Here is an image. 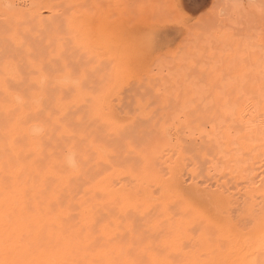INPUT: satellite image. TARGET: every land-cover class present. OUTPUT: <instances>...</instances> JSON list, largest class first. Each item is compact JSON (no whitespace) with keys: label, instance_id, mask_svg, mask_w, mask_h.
<instances>
[{"label":"rangeland","instance_id":"374dc122","mask_svg":"<svg viewBox=\"0 0 264 264\" xmlns=\"http://www.w3.org/2000/svg\"><path fill=\"white\" fill-rule=\"evenodd\" d=\"M0 1H2L0 2L2 3L0 4L1 68L2 63L7 60L6 54L10 56L12 50L16 48L9 37L14 32L8 29L6 19H3L13 7L20 5L22 0ZM56 1L60 4V7H57L59 12L56 11L62 19L58 24L59 28L57 27L58 35L64 36L63 32L66 30L67 37L70 36V32L73 34L71 33L72 38H67L61 54L59 51L55 53L56 49L52 48L54 54L51 57L54 61L52 60L51 63L56 65V74L69 70L70 78L73 80L72 88L78 92L81 91L78 93L71 88L73 93L70 91V97L63 99L72 101H65V107H67L65 111L68 110L71 115L69 124L73 128L70 127V131L73 130L71 133L76 134L71 135L73 141L65 137L71 143L65 142L76 149L78 146L74 144H81L76 142V138L83 139L80 133L83 129L81 132L87 134L83 136L88 138L87 141L83 139L82 143L87 142L83 146H88V140L92 138L97 142L95 144L93 142L92 148L87 149L88 163L96 156L97 161H100V163L96 161V164H104L101 169H97L99 164L92 165L95 161L90 163L91 166H87L86 162L87 165L85 166V163L84 168H88L87 175L90 176L92 173L99 175L105 171L108 175L113 174L116 184L128 183L129 181L126 180H129V171L133 172L135 168L139 169L142 166L141 157L142 160L146 158L148 160L146 164L142 163L143 165L151 164L156 166V170L165 167L163 169L165 171L159 172L162 176L163 173L166 175L171 172L170 178L164 177L183 192L182 206L186 208L180 206L177 212L181 213L174 217L176 221L169 222L166 225L165 234L161 233L168 239L167 248L172 252H170L172 257L166 252L161 253L158 250V253L156 250L159 258H163L164 255L167 258L163 259L170 260V264L173 262L175 264L176 260L178 264L181 262L190 264L191 259L188 256L192 258L193 254L197 258L196 255L203 253L206 257L207 254L211 255L208 256L210 261L203 255H199L197 259L192 258L196 260L194 263L204 258L206 261L203 259V262L208 261L209 264L212 260L214 264H245L243 260L246 258L243 251L247 247V240L256 225L264 219V17L259 11L264 0H116L118 13L114 18L119 25L115 26L110 15L113 0H90V2L79 0V3L78 0H68L70 4L66 0ZM82 3H86L85 6ZM4 13L6 15H3ZM47 13L46 10H42L43 15ZM89 14L92 15L91 18ZM67 23L72 25V28L75 25L73 29L71 28L72 31ZM85 23H88L86 27ZM115 27L118 30L115 31ZM76 29H79L78 33ZM117 33L118 36L114 35L115 40L112 35ZM39 44L40 41L37 43L36 39L35 46L33 45L34 50L35 47L36 50L39 49ZM81 46L85 49L82 50ZM17 51L16 49L15 52ZM20 55L22 58L21 53L15 54L16 57ZM110 55L113 56L112 59ZM65 57L71 61L66 62ZM17 59L20 58L17 57ZM14 60L10 59L15 63L16 60ZM58 69L61 71L59 72ZM106 76H110L111 79ZM96 105L98 107L101 105L98 111L95 110L98 108ZM105 114L106 116H102ZM93 117L98 118L96 120L98 124ZM76 118L80 121L75 122ZM88 119L90 120L86 121ZM90 124L91 126L97 124V127L94 125L91 127ZM74 129L78 132L76 133ZM99 131L101 133L96 134ZM114 133L120 134L121 137ZM113 135L118 137L115 138L117 142ZM62 142H60L61 145L58 144L59 148L63 145L66 148V143L62 144ZM83 146L80 145L77 149ZM91 150L92 153L96 151L97 155L92 154ZM90 154L95 156L89 157ZM149 161H151L150 164ZM136 162L139 166H134ZM106 165L109 167L106 168ZM144 168L143 170L146 169ZM120 169L123 170L120 171ZM177 205H179L178 202L175 209L178 208ZM212 208L214 209L211 210ZM177 212L174 211L175 214H178ZM137 218V223L143 222L141 217ZM207 220L213 222L206 224ZM215 224L219 225V228ZM153 230L151 238L152 236L160 238L161 235L156 234L164 231ZM172 233L176 237L174 235L171 237ZM179 234H183V238ZM174 240L178 241L174 243ZM174 244H177L176 251L179 250L182 255L178 251L173 253ZM211 251L214 255L218 253L217 256L212 255ZM222 253L224 256L221 255ZM258 257L261 258L257 261ZM261 259H263L262 256L255 255L254 264H260Z\"/></svg>","mask_w":264,"mask_h":264},{"label":"bare ground","instance_id":"6f19581e","mask_svg":"<svg viewBox=\"0 0 264 264\" xmlns=\"http://www.w3.org/2000/svg\"><path fill=\"white\" fill-rule=\"evenodd\" d=\"M80 2H82V0ZM111 2L113 5V8L110 7L112 10L109 8V10H111L110 15L112 16L111 21L113 23V26L119 25L116 24L117 19L114 18V16H116L118 13L116 7L117 5L116 0H113ZM58 6L60 7V4H58L56 0H22V3L20 5H16L15 7H13L11 9V12L8 13L6 18L4 16L3 19V20L6 19V26L8 27V29L13 30L14 32V34L9 37H11L10 39L14 42L16 48L12 50L10 56L6 54L7 60L5 63L4 62L2 63L3 65L0 68L1 70L0 71L1 72L0 73V264H170L169 263L170 260L167 261L166 259H163V258H167V256L164 257L163 255V258H159V255H157L156 250L157 252L158 250L159 252L161 251V253L166 252L168 253V256L170 255L171 251H169L170 249L167 248L168 239L162 235L165 234L164 232L166 231L165 229L166 225L169 222L174 223L176 221L174 217L181 213V212L178 213L177 210L180 208V206H182L184 194L181 190L177 188V186L173 185L174 184L173 182H171L168 179L170 178L169 176L171 175V172L170 174L168 173L169 175L166 173H165L166 175H164V173L162 172L163 173L162 176L161 172L159 171L163 170L165 168L164 166H162L164 168H161L160 170H156V166L154 167L150 164L151 161L148 162L150 165L148 164H147L148 166L143 165L142 163L146 164L148 160L147 158L142 160V157L140 158L141 162L143 161L141 165L147 167L150 166V168L145 167L146 168L145 169L144 167L140 166L139 169H137L134 167L137 170L134 169L133 172L129 171L128 169L129 180L124 179L126 181H129L128 183L124 182V183L116 184L115 177H113V174L108 175L107 173H105V171H103L102 174L99 173V175L97 174L95 175L92 172H91L92 175L90 176L87 175L88 168L87 169L84 168V164L86 162L88 163L86 154L89 152L88 150L90 149V147L92 148V146L97 142L93 138H92L93 141L92 139H89L88 146L85 145L86 146L85 147L83 145L88 138L85 136L87 134L81 132V130L83 131V129L80 130V133H82L81 135L83 139H86L84 143H82L83 142L82 138L80 139L78 136H77L78 138H76L74 137L76 134L71 133V131H73V130L70 131V127L72 126H70L69 124L70 121L69 117L71 115L68 113L69 112L68 110L65 111L67 108L65 107V103H66L65 101L68 102L69 100L64 101L63 99L64 97L67 96L70 97L69 93L71 91V88L74 87L72 86L71 83V81L73 80H71L72 78H70V74L68 72L69 70L68 71L63 70L62 72H60L61 70L59 71L58 69L60 74L59 73L56 74L55 72L56 65L54 63H51L52 60L54 61V58L51 57L54 54L52 53L53 52L52 48L56 49L57 52L55 51V53H58L59 51V54H61L60 52L62 51V47L65 45L67 38L72 36L71 33L73 34V32H70L69 30L70 36L67 37L68 33H66L67 30L65 29L66 31L63 32L65 34L64 36H62V34L60 36L58 35L57 27L61 19L60 15L57 13ZM82 6H80V8ZM93 6L95 5L93 4ZM63 7L66 8L64 5ZM6 8L7 7H5V9ZM43 9L48 12L46 15L42 14ZM61 12L65 13V11L64 12L61 11ZM96 12H94L95 15ZM3 15H6V13H4ZM91 16L92 15H90V18ZM96 17L94 18L97 20ZM68 23H70V20H68ZM68 23L67 25L71 29L72 25L70 26ZM87 24L85 23V27ZM111 25L112 24H110V27H112ZM61 27L63 28V26ZM107 27H109V25H107ZM116 27H115V31L117 29ZM76 30L75 31L78 33L79 29ZM81 30L80 32H82ZM93 32L95 33L94 30ZM114 35L118 36V33L113 34L112 36ZM74 37L76 38V36ZM114 37H112V39ZM36 39H37V43H39L40 41L39 47L37 46L39 48V49L37 48L38 50H36V47L34 50V46H35L34 42L36 41ZM114 39L116 40V37ZM74 43H76V41ZM81 48H83L82 50L85 49L82 46ZM16 49L18 50L17 51L18 55L20 53L22 54V58L21 55L17 56L18 58H20L19 60L15 56V54L17 55V52H15ZM13 52H15L14 56H12ZM110 54H113V52ZM112 57L113 56H111L110 59H112ZM10 59L12 60L15 59L16 60V61L14 60L15 63L10 61ZM23 59L24 61H22ZM65 59H63V61H65ZM110 59H107L108 62L110 61ZM17 60L19 61L18 65L16 64ZM68 60L66 59V62L69 63L71 60L70 61ZM110 66L111 65H109V67ZM85 70H83V73H85ZM109 78L110 76L108 77V79ZM86 87L88 88L89 86ZM72 89H73L72 91L75 90L74 88ZM72 91L71 93H73ZM77 92L76 93L74 92V94H77ZM78 93H81V91H79ZM96 94H102V93L100 92ZM83 99L81 101H83ZM69 102L72 101L70 100ZM75 103H77V101ZM80 106L78 107L79 109ZM100 107L101 105L98 108L96 107L94 108H96L95 110L97 109L99 110ZM80 111L81 110H79V112ZM102 116H106V114ZM97 119L94 118L95 123H97L96 121ZM89 120L90 119L86 121ZM94 120L92 119V121ZM107 120L109 119L107 118ZM79 121L80 120L76 118L75 122H79ZM75 124L78 125L77 123ZM97 124H93V125L97 127L96 126ZM77 128H79V126H77ZM98 128L100 127L98 126ZM99 133L101 132L100 131L98 133L96 132V134ZM83 134H85L84 135L85 138ZM71 135H74L73 137L76 138V142H81V144L79 145L78 144H74V145H77L78 147L82 145L83 146L82 148L77 149L78 148L77 147L76 149H74L73 146L71 145L68 146L66 142L69 141H67L65 137H67L68 139H72ZM114 135H118L121 137L120 134L114 133ZM116 137L117 136H114V139ZM62 138H63V142L66 143V148L63 147L65 145L59 148V145H61L60 142H62ZM89 138H91L90 135ZM77 139H80V141H77ZM99 139L100 138H98V141H100ZM63 142L62 144H64ZM69 143H71V141ZM98 144L100 143L98 142ZM92 152L93 151L91 150V153ZM94 152L95 153L92 154L97 155V152L96 151ZM134 154L136 153L134 152ZM107 155L108 154L106 152V156ZM91 156L92 155L90 154L89 157ZM94 158L91 159L90 162L92 163V161H95V163L93 162L92 165H95L97 162L100 163V161H97L96 156ZM143 158H145V156ZM155 159L156 158H154V160ZM135 161L136 160H134V162ZM138 161L137 162L140 163V160ZM137 162L136 165L134 166H139ZM87 163L85 164V166L87 165ZM90 163H88L87 166H89ZM126 163H124L125 167L127 166ZM103 165L99 164L97 169H101ZM105 167L107 168L109 167V165H106ZM143 168L146 171L143 170ZM166 169L168 170L167 167ZM92 170L94 171L93 168ZM121 170L123 169H120V171ZM164 176L166 177L168 176V178ZM172 197L174 199H171ZM170 201H172L173 203L172 204L168 203ZM177 202L179 205H177L178 208L175 209L176 207L175 205ZM170 204L171 206L169 207ZM196 206L198 207V205ZM182 207L184 209L186 208L184 207V205ZM213 209L214 208H212L211 210ZM174 211L175 213L177 212L178 214H175ZM137 217H141L140 219H142L143 222L141 221V223H137L138 221ZM209 219L210 218L208 217V220ZM202 220L203 219H201V221ZM262 220L263 222L260 221L259 224L256 225V227L253 229V232L250 234L247 240L248 241V244L246 243L247 247L246 249L244 248L243 251V254L245 256L244 258H246V260H243L245 264H254L253 261L255 260V255L262 256L263 259H261L260 264H264V219ZM211 221L212 220L208 221L209 223L207 222L206 224H210ZM181 222L183 223V221ZM209 226L211 227V225ZM217 227L219 228V225ZM153 229L159 231L164 229L165 230L163 232L158 231L160 234L159 233L156 234L158 236L161 235L160 238L158 237L154 238V236H152L153 238H151V233L152 231H154ZM172 232L174 233V230ZM153 233L155 234V232ZM173 233L171 237L175 234ZM180 235L181 234H179V236ZM181 236L183 238V234ZM226 236L227 234L225 235V237ZM175 241L176 240H174L173 242L175 243ZM185 241L187 243L186 239ZM173 242H171V244ZM174 245H175L174 247L172 245L173 247L172 249L174 250V251L172 250L173 253L177 251L179 252V250L176 251L177 244ZM220 249L222 250L223 248ZM214 250L212 251L214 252ZM212 251L211 254L214 255ZM201 252L204 251L201 250ZM234 252H236V250ZM217 254L215 255L217 256ZM199 255L202 256L203 253L196 255L197 258H199ZM209 255L207 254V257L206 254L205 256L204 255L203 256L207 260ZM221 255H223V253ZM225 256L228 257L226 253ZM188 257L189 259H191L190 264H193L194 261H196L195 259H197L195 258V255L193 256V254H192V258H195L194 260H192L191 256ZM204 258L200 260L201 262L198 259L197 261L199 262L197 263L209 264L208 262L210 261L209 258L207 263L203 262ZM214 258L216 259L217 257ZM260 258L256 260L258 261L260 260ZM174 260H176V258ZM241 260L242 259H240V261ZM212 261L210 262V264H214L212 263ZM220 261L222 262L223 260L220 258ZM197 263L195 262L194 264ZM175 264H178L177 260Z\"/></svg>","mask_w":264,"mask_h":264},{"label":"snow or ice","instance_id":"6c2138e0","mask_svg":"<svg viewBox=\"0 0 264 264\" xmlns=\"http://www.w3.org/2000/svg\"><path fill=\"white\" fill-rule=\"evenodd\" d=\"M259 11H260L261 16L264 17V2L261 3Z\"/></svg>","mask_w":264,"mask_h":264}]
</instances>
